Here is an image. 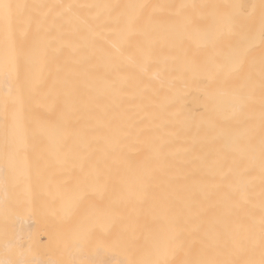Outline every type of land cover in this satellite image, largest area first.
<instances>
[{
  "label": "bare ground",
  "instance_id": "obj_1",
  "mask_svg": "<svg viewBox=\"0 0 264 264\" xmlns=\"http://www.w3.org/2000/svg\"><path fill=\"white\" fill-rule=\"evenodd\" d=\"M21 2L46 6L31 12L55 39L33 48L35 24L14 29L19 71L0 75V218L17 233L13 261L183 264L205 245V259L259 260V9L239 22L257 34L246 55L217 39L213 19V5L236 0ZM250 66L251 145L232 91Z\"/></svg>",
  "mask_w": 264,
  "mask_h": 264
},
{
  "label": "snow or ice",
  "instance_id": "obj_2",
  "mask_svg": "<svg viewBox=\"0 0 264 264\" xmlns=\"http://www.w3.org/2000/svg\"><path fill=\"white\" fill-rule=\"evenodd\" d=\"M46 7L44 5H31L21 0H0V23L4 26V51L3 56L0 57V75L5 78L13 77L19 71V60L23 52V41H17L15 38V30H19L21 33H25L31 25L35 24L36 32L32 38V47L37 48L45 42L51 43L55 37H52L48 29L45 27V19L41 16H34L31 12L33 8ZM48 7L64 8L67 11H71L73 5H55ZM88 7H92L89 5ZM118 7V6H107ZM127 7H135L139 9H145L148 5H128ZM156 7H163L162 5H154ZM216 8V12L213 14L214 22H219L221 25V31L217 35V39L223 38L225 35L232 37L230 41V47L233 51H243L246 55H251L254 50L253 45L257 39L255 30L251 27H244L240 25L242 17L253 18L259 9V34L258 38L261 45H264V0H259L258 5L245 4L243 0H236L227 6L213 5ZM156 17L151 15L148 17L147 22H154ZM218 67H221L218 65ZM234 74L240 72V64L232 69ZM28 83L26 79V84ZM30 91H34V87L29 88ZM234 97L237 101L238 110L244 116V123L247 126V134L245 136L249 145L255 141V132L252 128V122L256 118V111L253 107L256 98V88L253 81V72L251 66L249 70L242 77V81L232 87ZM259 119H260V170H261V218H260V259L256 260L252 257L247 259H205L208 253V248L205 245L201 248L200 255L197 258L185 259L183 264H264V54L260 60V90H259ZM241 199L246 202L250 200V193L245 191L240 193ZM84 194L78 195L76 198V204L83 201ZM72 208H69V215H71ZM90 233L85 234L87 238ZM179 235L173 236V241H178ZM235 251L241 250V245L236 242L233 245ZM2 264H29V262H20L8 260L2 262ZM81 264H95L94 261L81 262Z\"/></svg>",
  "mask_w": 264,
  "mask_h": 264
},
{
  "label": "rangeland",
  "instance_id": "obj_3",
  "mask_svg": "<svg viewBox=\"0 0 264 264\" xmlns=\"http://www.w3.org/2000/svg\"><path fill=\"white\" fill-rule=\"evenodd\" d=\"M14 215H16V214H14ZM7 222H8V220H5L3 218H0V257L1 256L2 257H6V258H9L10 260L13 261L14 258H15L14 241H15V235L17 233L15 231H14V233L10 231L11 230V226L14 225V224L13 223H10V222H8V224H7ZM15 227H16V225H15ZM6 249H8V250H6Z\"/></svg>",
  "mask_w": 264,
  "mask_h": 264
}]
</instances>
